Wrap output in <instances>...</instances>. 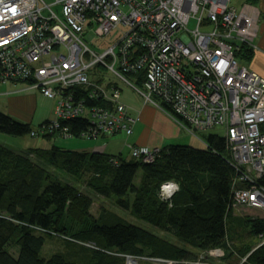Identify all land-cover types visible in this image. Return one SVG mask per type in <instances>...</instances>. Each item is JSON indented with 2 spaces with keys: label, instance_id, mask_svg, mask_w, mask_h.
<instances>
[{
  "label": "built area",
  "instance_id": "obj_1",
  "mask_svg": "<svg viewBox=\"0 0 264 264\" xmlns=\"http://www.w3.org/2000/svg\"><path fill=\"white\" fill-rule=\"evenodd\" d=\"M47 1L0 0V84L23 83L54 101V122L43 130L85 118L90 130L82 139L131 137L139 119L122 100L124 85L191 135L223 127L237 172L233 206L264 210V77L236 56L244 47L257 50L261 12L255 6L236 9L231 0ZM91 32L94 50L86 41ZM78 89L102 104L77 101ZM62 135L71 137L67 129ZM128 149L146 163L161 152ZM178 191L168 182L160 198L167 202ZM208 256L213 261L204 255L180 263L134 259L217 264L224 254Z\"/></svg>",
  "mask_w": 264,
  "mask_h": 264
},
{
  "label": "trees",
  "instance_id": "obj_2",
  "mask_svg": "<svg viewBox=\"0 0 264 264\" xmlns=\"http://www.w3.org/2000/svg\"><path fill=\"white\" fill-rule=\"evenodd\" d=\"M246 1L254 6L256 0ZM253 55L254 50L244 47L236 56L248 63ZM74 95L88 107L101 103L89 100L81 89ZM53 122L34 131L31 124L0 111L2 134L36 133L54 143L67 129L70 140L90 141L82 139L90 130L88 119L60 121L54 131L43 130ZM206 145V149L166 146L153 163H146L131 155L65 149L56 143L22 153L0 144V264H125L117 255L177 263L198 261L204 255L213 261L208 254L214 250L224 254L217 264L236 256L239 262L247 258L243 264H264V218H240L233 210L237 172L226 140L211 134ZM56 172L73 180L65 182ZM168 182L178 184L179 191L164 202L160 188ZM81 185L98 197L114 198L119 209L165 236L133 225L106 207L94 216V200ZM260 185L264 187V181ZM238 227L248 231L245 245L232 243L233 229ZM48 238H60L75 248V257L60 252L43 258ZM12 249H17L16 257Z\"/></svg>",
  "mask_w": 264,
  "mask_h": 264
},
{
  "label": "rangeland",
  "instance_id": "obj_3",
  "mask_svg": "<svg viewBox=\"0 0 264 264\" xmlns=\"http://www.w3.org/2000/svg\"><path fill=\"white\" fill-rule=\"evenodd\" d=\"M48 4L51 3V0L47 1ZM232 2V7L236 8V9H240L242 7V5L248 1L246 0H231ZM262 20V18L260 19V21ZM263 22V20L261 21ZM194 28V24L192 23L190 26V29ZM86 41H88L89 46L91 49L94 50V45L96 44V40H95V33L91 32L86 36ZM94 44V45H93ZM241 63L243 65H245L246 67L250 68V61H248V63L246 62H242ZM23 84V83H21ZM121 89H122V100L124 103H134L137 101H143V99L141 97H139L137 94H135L132 89L121 85ZM47 100V99H45ZM54 104V101L52 103L51 100H47V101H42V103H40V109H43V117L40 116V113H38L37 117L35 118V123L32 125L34 131H37L39 128V124L38 122H43V120L48 119L50 122L54 120V114L52 112V105ZM45 115V116H44ZM49 115V116H46ZM47 117V118H45ZM184 131V130H183ZM185 132V131H184ZM186 134V139H183L177 143H185L186 145H182V144H176V145H181V146H191L194 148H198V149H206L207 145H206V141L209 137V135L213 134V135H220L221 137L225 138L226 133L223 127H216L213 129H208L207 131H200L198 132L199 136H194L189 134L187 131L185 132ZM129 137H126L124 135H120L116 138H109L107 140L104 139H99L97 142V144L94 147H89L88 150L91 151H95V152H102L105 153V151H109L108 149V143H114L113 145H111V147L114 148L115 150H121L123 149V154L125 157H128V154L130 152V150L128 149V143L126 144V141L129 140ZM71 142H81V143H86L87 141L84 140H70V139H61L60 137L55 138L54 140V144L57 143L59 144L62 148H67L70 149V144ZM94 142V141H93ZM130 142V141H128ZM88 143V142H87ZM0 144L8 147L9 149H13L16 152H20L22 153V151H27L29 149H33V148H50L52 145L49 141H47L46 139L43 138L42 135L40 136H36V137H32V136H22V137H15V136H9L6 134H2L0 133ZM188 144H192V145H188ZM56 174L62 178L63 181L65 182H71L73 179H68L65 178V176L59 172H56ZM64 176V177H63ZM139 178H140V173L138 174L137 178L135 179L136 183L139 182ZM79 185V184H78ZM80 189H82V191H84L86 194H88L89 196L91 195L94 203H93V207H92V213L94 214V216H98L101 207H106L109 210H113L115 211L118 215H120L123 219L125 218L128 222H130L133 225H138L144 229H148L151 230L153 233L161 235V236H165L162 232H160L158 229H152L150 225L148 224H144L143 222H141L140 220H138L136 217L134 218L133 215L130 213V211H126V210H121L119 209L115 204H114V198L111 199H105L103 197H98L96 194H93L91 191H88L84 185L80 186ZM234 213L236 216L240 217V218H244V217H259V218H264V210L262 209H249V208H239V207H234L233 208ZM233 241L232 243L236 244V245H245L246 240L248 239V231L244 232L242 227H238L237 229L234 228L233 229ZM169 239H171L172 241H174L175 243H177L176 239H174L171 235L168 236ZM240 240H244V242H241ZM88 247L91 248H96L94 244H88ZM89 248V249H91ZM12 254L16 257L18 255L17 249H12L11 250ZM61 253H65V254H69V255H74L77 253V251H75V248L73 247H69L65 241H63L62 239H55V238H48L47 239V243L43 249V253H42V257L45 259H49V257L53 256L54 254H60ZM115 255V253L113 254ZM118 256V255H117ZM75 257V256H72ZM239 256H236L235 259L233 260H229L226 261V264H239L241 263L244 258L241 260V262H239L240 259H238ZM123 259H125V264H167L164 262H156V261H151V260H139L138 259H134L131 258L132 261L128 260L129 258L127 257H121ZM135 261V262H133ZM244 263V262H243Z\"/></svg>",
  "mask_w": 264,
  "mask_h": 264
},
{
  "label": "crops",
  "instance_id": "obj_4",
  "mask_svg": "<svg viewBox=\"0 0 264 264\" xmlns=\"http://www.w3.org/2000/svg\"><path fill=\"white\" fill-rule=\"evenodd\" d=\"M254 6L261 12L260 19L262 18L263 22L259 20V35L255 41L257 50L254 51V57L250 61L249 67L259 76L261 75L264 77V0H256ZM45 99L47 98L41 96L38 90L29 89L25 84H0V111L17 121L33 125L38 113L43 117V109L41 110L39 105L42 101L48 100ZM125 104L128 106L131 116L139 119L135 125L134 133L129 137L130 139L128 138L129 140L126 141L128 146L132 145L142 149L150 148L153 150H162L166 146H175L176 144L186 145L185 143H177L186 139V134L181 126L173 121L167 114L161 112L154 106L144 104L141 100ZM53 107L54 104L52 105V108ZM52 112L54 114V108ZM48 121V119H45L43 122H38V124L42 125L44 122ZM111 142L107 145L109 151H105V153L108 155H124L123 149L114 151V148L111 147L114 143ZM50 143L52 145V142ZM96 144L97 143L94 144L90 141H88V143L71 142L69 147L72 150H88L89 147H94ZM56 145L60 146L57 143ZM128 157H130V152Z\"/></svg>",
  "mask_w": 264,
  "mask_h": 264
},
{
  "label": "snow or ice",
  "instance_id": "obj_5",
  "mask_svg": "<svg viewBox=\"0 0 264 264\" xmlns=\"http://www.w3.org/2000/svg\"><path fill=\"white\" fill-rule=\"evenodd\" d=\"M13 12H15V9H12Z\"/></svg>",
  "mask_w": 264,
  "mask_h": 264
},
{
  "label": "bare ground",
  "instance_id": "obj_6",
  "mask_svg": "<svg viewBox=\"0 0 264 264\" xmlns=\"http://www.w3.org/2000/svg\"><path fill=\"white\" fill-rule=\"evenodd\" d=\"M199 136V135H198ZM130 150V149H129ZM129 261H132V260H129ZM134 262V261H133Z\"/></svg>",
  "mask_w": 264,
  "mask_h": 264
}]
</instances>
